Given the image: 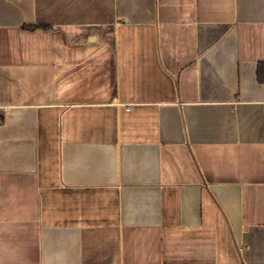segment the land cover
Masks as SVG:
<instances>
[{"label": "crops", "instance_id": "crops-1", "mask_svg": "<svg viewBox=\"0 0 264 264\" xmlns=\"http://www.w3.org/2000/svg\"><path fill=\"white\" fill-rule=\"evenodd\" d=\"M264 0H0V264H264Z\"/></svg>", "mask_w": 264, "mask_h": 264}, {"label": "trees", "instance_id": "trees-1", "mask_svg": "<svg viewBox=\"0 0 264 264\" xmlns=\"http://www.w3.org/2000/svg\"><path fill=\"white\" fill-rule=\"evenodd\" d=\"M257 78L260 83H264V63L258 65Z\"/></svg>", "mask_w": 264, "mask_h": 264}]
</instances>
